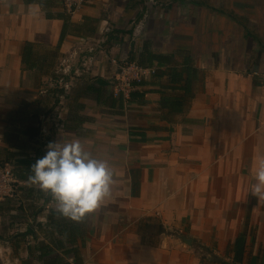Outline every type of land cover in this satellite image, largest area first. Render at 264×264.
Returning a JSON list of instances; mask_svg holds the SVG:
<instances>
[{"label": "crops", "instance_id": "crops-1", "mask_svg": "<svg viewBox=\"0 0 264 264\" xmlns=\"http://www.w3.org/2000/svg\"><path fill=\"white\" fill-rule=\"evenodd\" d=\"M26 44L34 63L44 47L68 62L64 76L42 84ZM127 59L157 71L132 101L111 86ZM61 139L115 169L113 200L81 222L27 184ZM261 155L264 0H88L72 15L0 0V165L20 186L0 204V264H78L75 250L81 264H238L241 236L239 264H264Z\"/></svg>", "mask_w": 264, "mask_h": 264}, {"label": "clouds", "instance_id": "clouds-1", "mask_svg": "<svg viewBox=\"0 0 264 264\" xmlns=\"http://www.w3.org/2000/svg\"><path fill=\"white\" fill-rule=\"evenodd\" d=\"M30 171L27 184L50 197L54 211L73 222L83 221L114 198L115 169L80 139L50 142ZM254 179L249 193L264 201V155L258 158Z\"/></svg>", "mask_w": 264, "mask_h": 264}, {"label": "built area", "instance_id": "built-area-1", "mask_svg": "<svg viewBox=\"0 0 264 264\" xmlns=\"http://www.w3.org/2000/svg\"><path fill=\"white\" fill-rule=\"evenodd\" d=\"M88 0H64L65 9L69 14H74L83 7ZM158 5L161 2L152 1ZM124 63V64H122ZM118 67L116 76L112 78L111 86L114 88L115 97L131 98L136 89L141 86L150 76L157 75V71L147 68L137 62L125 60L116 61ZM19 197V186L16 182L12 168L2 167L0 165V204L7 200H16Z\"/></svg>", "mask_w": 264, "mask_h": 264}, {"label": "rangeland", "instance_id": "rangeland-1", "mask_svg": "<svg viewBox=\"0 0 264 264\" xmlns=\"http://www.w3.org/2000/svg\"><path fill=\"white\" fill-rule=\"evenodd\" d=\"M44 57H46L47 59H45L44 62H40L41 59H43ZM35 59H36V62L32 64V66H37V68L39 67L40 68H46V70H48V73L46 74L47 77H50L51 74H52V77L51 78H42L40 79V77H38V80L40 79L41 83L43 84V81H45V83H53V82H58V77H62L64 76L63 73L61 72L63 70V67H67L69 66L70 64H67L68 62H64L63 60H61L59 57H58V54L56 52H53L52 49L50 48H38V51L36 52L35 54ZM124 64V63H122ZM118 71V70H117ZM51 72V73H50ZM57 72V73H56ZM36 78V77H35ZM37 79H35L36 81ZM37 82V81H36ZM64 85V83H62ZM50 85L48 86H44V92H50ZM54 87V90H59L61 88L60 85H58L57 87L56 86H52ZM60 87V88H58ZM45 96H48V95H45ZM47 99V98H46ZM45 116H49L50 115V112L49 113H45L44 114ZM19 186V184H18ZM20 187V186H19ZM4 253H6L5 250H2ZM2 252V253H3ZM200 254H207L208 255V252L206 250V248L202 249V251L200 252Z\"/></svg>", "mask_w": 264, "mask_h": 264}, {"label": "trees", "instance_id": "trees-1", "mask_svg": "<svg viewBox=\"0 0 264 264\" xmlns=\"http://www.w3.org/2000/svg\"><path fill=\"white\" fill-rule=\"evenodd\" d=\"M49 17V15H48ZM65 21L67 22V18H65ZM63 41V38L61 40V42ZM34 63V55H33V52L31 50V45L30 44H26L25 47H24V52H23V64H26L27 66L31 65ZM135 93L132 94V99L131 101L133 100V98L135 97L134 95ZM79 253L80 251L79 250H75L72 255L75 257V261L76 263L78 264H81V262H78V259H79ZM244 253H245V237L244 236H241L239 241H238V246H237V251H236V256H235V262L236 263H240L241 260L243 259L244 257ZM43 258L45 256V254H42ZM48 261H45V263H47ZM60 264H68V263H64L62 260L60 262Z\"/></svg>", "mask_w": 264, "mask_h": 264}]
</instances>
